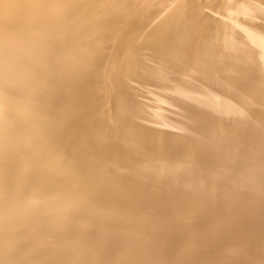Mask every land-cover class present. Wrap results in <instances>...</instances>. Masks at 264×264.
Segmentation results:
<instances>
[{
  "label": "bare ground",
  "instance_id": "obj_1",
  "mask_svg": "<svg viewBox=\"0 0 264 264\" xmlns=\"http://www.w3.org/2000/svg\"><path fill=\"white\" fill-rule=\"evenodd\" d=\"M0 264H264V0H0Z\"/></svg>",
  "mask_w": 264,
  "mask_h": 264
}]
</instances>
